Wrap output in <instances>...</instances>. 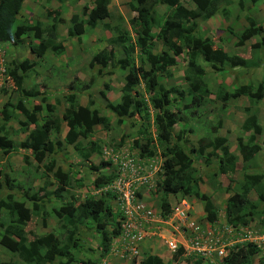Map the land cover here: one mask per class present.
I'll return each mask as SVG.
<instances>
[{
	"label": "rangeland",
	"instance_id": "374dc122",
	"mask_svg": "<svg viewBox=\"0 0 264 264\" xmlns=\"http://www.w3.org/2000/svg\"><path fill=\"white\" fill-rule=\"evenodd\" d=\"M59 1L26 0L22 11L18 15V23L29 22L33 25L35 23L41 25V42L49 40V27L54 20L59 19L58 22L61 21L62 23L56 24V37L65 49L64 54L59 57L47 51L44 58L38 62V64H41L36 70L27 73L23 79L24 83L28 88L34 90L36 88L40 95L46 94L48 96V102L44 104H41L39 100L31 102L40 110L43 106L48 109L49 115H44L43 112L38 113V119L41 118V121L48 120L46 119L48 116L50 120L55 122L59 123L61 121L67 107L61 97L63 94L69 93V90L75 91L78 105L82 104L88 107L90 111L98 113L94 116L91 132L82 134L81 143H77L76 147H66L65 152L55 155L56 168H61L62 173L66 174V185H62L53 177L55 171H48V161L51 160V157H48L45 162L37 164L31 158L24 156L26 152L21 149V146L27 139L28 134L19 127L16 120L18 114H16L15 119L13 118L6 125L3 124L0 117V137L11 140L14 147L17 148L15 153L3 155L0 160V170L5 165L6 172V175H3L4 178H0L4 186L3 190L0 191V198L4 197L5 200L9 190L8 187L13 185L14 189L10 193L13 199L25 202L26 200L22 199V195L28 194L27 196L36 197L43 203V209L32 213L30 221L22 229L26 241L29 243L51 233L58 238L60 244L67 241V238L72 235L73 224H70L64 218H57L54 211L68 205L75 208L85 205L87 212L90 213V208H94L98 200H103L109 210L113 212L114 218L116 205L112 196L108 195V192L100 191L101 187L95 188L94 181L101 176L114 177L116 169L112 166L111 160L120 162L122 154L137 155L141 159H149L147 166L153 173L151 180L153 187L152 190L150 189L149 192L145 193L144 201L154 207H160L162 194L158 185L164 180V162L170 158V146L177 144L182 147L183 152L192 161H196L188 169L181 170L180 175H191L192 178L201 176L199 180L200 194L210 196L213 201H216L222 195V190L233 184L229 181V176L216 178L213 169L218 166L219 150L207 146L215 142L217 138H227L229 145L233 146L232 148L237 142L236 139L241 138L243 141L242 146H246L251 136L247 134L242 123L247 116L249 117V113L254 114L256 110L261 118L264 115L263 102L255 107L253 105L254 101L246 98H240L234 102L231 100L224 102L220 100L221 98L219 99L221 93L228 94L248 84L255 86L264 78V47L261 58L260 50L253 48L254 45L260 44L261 39L259 36L264 34L261 32L262 35H252L248 39L242 37L244 31L248 28L244 19L247 14L246 11L255 19L257 27L264 28V0H243L245 11H242L238 6V0H218L217 6H219V9L228 8V10L225 9L229 12L227 21L223 19L224 16L221 12H216L211 14L209 19L200 21L196 29L189 26V23L184 24V28L192 31L194 36L212 40L214 49L222 50L229 57L239 56L249 61L258 60L262 67L257 70L258 73L252 71V74L245 77L246 79H240L239 75L237 80H234V77L226 72L212 74L210 69L204 65L206 75L204 81L209 86L210 95L204 97L203 101L200 102L198 93L191 92L187 94L189 92L188 84L190 83L188 78L193 75V71L187 65V55L185 53L178 57L175 66L157 75V84L165 91H173L170 97L171 105L167 108L176 115L177 123L173 128V138L169 141L160 140L157 136L154 124L156 112L151 103L152 93L146 89L142 81L135 86L127 87V92L131 98L144 102L138 116L132 119L124 118L120 120V117L115 116L107 109V104L116 105L121 103L126 77L130 72L129 67L126 69L119 68L108 74L107 69L90 66V61L94 55L100 52H109L111 48L114 49L116 58L120 61L126 60L123 49L131 48L133 53L129 56L130 65L133 64L134 68L141 65L142 54L134 45L136 39L134 26L136 25V28H138V24L134 21L136 18L134 10L139 6L137 1L109 0V14L105 19L99 21L94 28L85 26V33L81 37L70 38L68 32L71 29V17L76 15L80 22L86 21L87 18L83 9H91L93 5L91 0ZM152 2L153 0H146L147 4ZM181 2L187 8L192 7L190 0H181ZM153 12H155L152 23L154 26L153 34H157L159 24L170 19L172 11L157 4ZM151 41L152 45L150 47L149 43V48L154 54H171L161 40L153 37ZM39 42L34 40L30 34L23 36L18 44H0V75L2 74L3 79L0 86V112L6 103L14 106L19 99L15 84L9 76V72L13 71V63L20 64L25 60H28L29 63L35 62L36 58L34 56L37 46L40 44ZM198 56L196 55L197 58H200ZM198 62H200V59ZM7 74L9 78L3 77ZM21 77V73L16 74V78ZM60 78L64 80L60 81ZM105 85L108 88H105ZM57 100L60 103L59 105L55 104ZM246 108L254 111L248 110L247 113L244 111ZM8 112L14 114L13 109H8ZM98 118L104 120L103 125L96 121ZM62 126L63 134L65 124ZM224 131L228 132L227 136ZM59 136L61 137L60 134ZM260 139L264 140V134ZM145 148H148V150L144 151ZM105 150L109 153L108 156L104 155ZM148 152L151 155H148ZM27 153L31 155L29 151ZM257 162L259 163V160L255 156L247 164L246 168H251L248 169V172L259 173L254 168ZM156 165L161 166L158 172ZM235 175L233 178L242 176V174ZM237 186L238 184L234 188L236 189ZM192 192H196V190ZM48 193L49 195H47ZM51 194L53 196H50ZM181 197V194L178 195L172 203L177 202ZM188 201L191 204L190 206H195L197 209L203 205L192 194L188 196ZM29 208H31L30 202ZM104 217V219L102 218L105 224L104 228L107 227L112 230V224H109L106 220L111 216L107 217L105 215ZM249 220L251 219L248 218L246 221L249 222ZM0 223L3 224V227H0V236L4 235L3 232L7 227L16 226L10 223L9 216L4 211L0 214ZM254 223L257 225L256 222ZM262 234L263 232H260L256 227L252 228L251 236L255 237V241ZM99 237L100 234H97L82 248L75 250V256L79 262L82 264H128L127 256L121 257L120 254L109 256L108 252L103 250L102 244L98 240ZM161 237H165L163 231L141 243L140 257L146 258L151 254L156 255L161 258L163 264H197L198 262L209 264L197 258L172 256L167 252ZM235 239L239 241L247 239L249 241L250 237L248 239L247 234L239 231L235 235ZM12 242L15 244V242L18 243V240L12 238ZM14 244L11 248L14 247ZM241 244L244 247L247 244L254 245L253 242ZM255 246L252 248L253 253L249 259L250 264H264L261 261L264 249H258ZM0 261H9L10 264L22 262L18 261L16 253L12 249H8L2 244L0 245ZM22 264L28 263L22 262Z\"/></svg>",
	"mask_w": 264,
	"mask_h": 264
},
{
	"label": "trees",
	"instance_id": "16d2710c",
	"mask_svg": "<svg viewBox=\"0 0 264 264\" xmlns=\"http://www.w3.org/2000/svg\"><path fill=\"white\" fill-rule=\"evenodd\" d=\"M25 1L26 0H0V44H18L23 36L30 34L34 40L40 41L34 56L36 58L35 62L29 63L28 60H25L20 64L13 63V71L9 72V76L15 84L19 99L14 106L6 103L3 106V110L0 112V117L3 124L6 125L13 118L15 119L16 114H18L16 119L17 123L19 127L28 134L27 139L21 146V149L26 152L24 156H26V158H31L37 164H41L45 162L48 157L56 154L58 155L64 150L66 151L65 148L67 146L76 147L78 138L82 137L83 133L91 132L94 116L97 115L98 112L90 111L88 107L82 104L78 105L75 94H71L70 92L72 90H69V93L63 94L61 97L67 107L59 123L50 120L49 116L46 118L48 120L45 122L41 121V118L38 119L39 112H43L44 115H49L48 109L43 106L42 110H40V108L29 102L39 100L41 104H44L47 102V98L44 94L43 96L40 95L36 88L35 90L28 88L23 79L29 71L36 70L41 64H38V62L44 58L47 51L59 57L64 54L65 49L62 43L59 40L57 41L56 37V24L62 23L61 21L58 22L59 19L54 20L50 25L49 40L46 42H41L42 32L39 23H35L34 25L29 22L18 23V15ZM136 1L139 6L134 10L136 13L134 21L138 24V28H136V25L134 26V32L136 34L134 45L139 49V53L142 54L141 65L135 68L133 64L130 65L129 56L133 53L131 48L123 49L124 57H126L124 61L117 60L116 54L114 53L115 51L111 48L109 52L105 51L94 55L90 61V66H98L104 70L107 69L108 74H111L113 70L119 68L126 69L129 67L128 69L130 72L126 77V85L123 91V97L120 101L121 103L116 105L111 103L107 104V109L115 116L120 117V120L124 118L132 119L138 116L142 106H144V102L136 101L131 98L127 92V87L135 86L138 82L142 81L146 89L152 93L151 103L156 112L154 124L157 136L160 140L169 141L173 138V128L177 123L176 115L167 108L171 105L170 97L173 91L163 90L157 84V75L175 66L178 57L185 53L187 55V65L193 71V75L188 78L190 83L188 84L189 92L187 94L191 92L198 93V100L200 102L203 101L204 97L210 95L209 86H207V83L204 81L206 76L204 65L210 69L212 74L226 72L231 74L234 80H237L239 75L240 79H243L252 74V71L258 73L257 70H260L262 66L259 64L258 60L249 61L239 56L229 57L222 50L214 49L212 40L196 37L192 31L184 28V24L189 23V26L196 29L200 21L209 19L211 14L216 12H221L224 16L223 19L227 21L229 14V12H227L228 8L225 7V9H227L226 11L223 8L219 9V6H217L218 0H190L192 4L191 8L184 6L181 0H153L152 3L148 4L146 0ZM91 3L93 8L83 9L84 15L87 18L86 21L80 22L76 15L71 17V29L68 32L69 38L81 37L85 33V26L94 28L99 21L108 16L109 0H91ZM157 4L166 7L168 10H171L172 13L170 19L159 24V32L153 34L154 26L152 23L154 20L153 14H155L153 11ZM238 6L242 11H245L243 0H238ZM246 13L244 19L248 28L243 33V39H248L249 36L252 35L259 36L261 32L264 34V28L261 26L257 27L255 19L248 14L247 11ZM262 36H259L261 39L259 42L260 44L253 46V48L258 51L260 50V58L262 57V50L264 47V35ZM153 37L161 40L164 46H167L171 54L163 53L156 55L150 51L149 43L151 47V39ZM196 55H199L198 57L200 58H197ZM199 59L200 62H198ZM17 73H21L22 77L16 78ZM3 77L7 78L8 74ZM63 80V78H60V81ZM104 87L108 88L107 85ZM240 98L252 100L254 101L253 105L258 107L261 102H264V78L255 86L248 84L228 94L221 93L219 96V99L224 102L230 100L234 102ZM57 101L55 104L59 105L60 103ZM8 109H13L14 114L9 113ZM248 110L251 109H244L247 113L249 112ZM254 112L256 113H249V117L247 116L243 123V128L252 132L246 146H242L243 141L241 138L236 139L237 142L234 148L229 145L227 138H217L215 142L209 144L207 147H213V149L219 150L220 158L218 159V166H215L213 169L214 174L217 176L216 178L220 176H229V181L234 184L233 187L230 185L222 190V193L229 195L223 206L225 221L234 227H248L250 223L256 222L257 225L254 223V227L264 234V140L260 139L264 134V115L263 118H261L257 110ZM96 121L101 125L104 124V120L101 118H98ZM62 123H66L67 125V134L64 139L59 136L63 130ZM143 150L147 151L148 148ZM15 151H17V148L14 147L11 140L9 141L6 137H0V160L3 155L6 156L12 152L15 153ZM28 151L31 153V155H29L32 157L28 155ZM199 153H201V151H199ZM147 154L151 155L150 152ZM255 156H257L259 163H255L254 168H256L259 173L248 172V169L251 168H246L247 164L250 163ZM169 157L170 158L166 159L164 162V180L158 185L160 193L162 194V210L164 211L168 207L166 200L169 196L177 194L189 196L192 194L195 199H198L204 204L203 210L207 221L209 223L215 222L220 208L219 205L216 206L213 204L206 195L200 194L199 180L201 176L192 178L191 175H180L181 170L188 169L194 162L196 163V161H191L183 152L182 147L177 144H172L170 146ZM142 158H144V156H142ZM48 165V171H55L53 177L62 185H66V174L62 173L61 168H56L55 157H52L51 160L48 161ZM4 166L1 167L0 178H4L3 175H6ZM242 169H245V172L242 171ZM239 170L244 172L241 180L233 178V176H236L235 174H239ZM111 181L112 178L101 176L94 181V186L100 188ZM2 182L3 181L0 180V191L4 188ZM236 184H238V186L235 189L234 187ZM8 189L6 199L4 200V197L0 198V214L2 211L6 212L9 216L10 223L16 226H9L5 229L3 232L4 235L0 236V245L2 244V246L8 249H12V251L16 253L18 261L28 264H82L77 260L75 250L82 248L87 241H90L94 236L100 234L98 240H100L103 250L109 254L110 242H112L114 238L120 236V222L116 220L115 215L114 220L112 211L109 210V207L105 205L104 201L98 200L96 206L90 208V213L87 212L85 205L80 208L68 205L54 211V215L57 218H64L68 220L70 224H73L72 235H70L63 244H60L57 240L58 238H56L53 233L28 243L22 229L30 221L32 213L43 209V203L36 197L27 196L28 194L22 195V199L24 198L28 202L25 200L26 203L20 202L13 199L10 194L14 186L11 185ZM193 190H196V192H192ZM143 191L144 189L142 188L139 193H137L138 198H141V193H143ZM47 195H49V193ZM50 196H53V194ZM252 196L255 197L251 198ZM29 202L31 203V208H29ZM164 213H166V211ZM105 215L107 217L111 216L106 220L109 224H112V230L107 227L104 228L105 224L102 218L104 219ZM248 218L251 219L249 222L246 221ZM0 227H3L2 223H0ZM12 238L18 240V243L15 242L14 244ZM13 244L14 247L11 248ZM242 245H236L239 249L227 258L225 264L251 263L249 259L253 253L252 248L254 245L247 244L246 247ZM198 260L214 264L202 258H198ZM261 261L264 263V255H261ZM22 262L19 264H22ZM219 263L220 262H217V264ZM0 264H10V262L0 261ZM140 264H163V262L161 258L151 254L144 258ZM197 264H201V262Z\"/></svg>",
	"mask_w": 264,
	"mask_h": 264
},
{
	"label": "built area",
	"instance_id": "2783aa9c",
	"mask_svg": "<svg viewBox=\"0 0 264 264\" xmlns=\"http://www.w3.org/2000/svg\"><path fill=\"white\" fill-rule=\"evenodd\" d=\"M142 169L128 160L122 164V168L115 181L106 190L111 191L119 205L120 236L114 240V244H122L126 252L132 256H138L139 245L146 238L156 235L159 231L157 225L162 223L160 215L140 202L137 197V182L147 184L146 176H141ZM187 205L177 206L169 218L171 231L167 237H161L169 252L175 254L182 251V256H195L204 259L213 257L221 258L225 255L226 248L231 245L224 235L230 229L217 226L212 229H204L187 214ZM158 230L157 232H155Z\"/></svg>",
	"mask_w": 264,
	"mask_h": 264
},
{
	"label": "clouds",
	"instance_id": "9594fccd",
	"mask_svg": "<svg viewBox=\"0 0 264 264\" xmlns=\"http://www.w3.org/2000/svg\"><path fill=\"white\" fill-rule=\"evenodd\" d=\"M23 9V8H22ZM22 11V10H21ZM20 11V12H21ZM20 14V13H19ZM2 85V74L0 75V86ZM39 93V92H38ZM71 94H75V91H71L70 92ZM40 94V93H39ZM46 96V100H48V96L46 94H44ZM43 96V95H42ZM48 102V101H47ZM31 103V102H29ZM262 103V102H261ZM264 103V102H263ZM246 120V119H245ZM244 123V122H243ZM243 123H242V126H243ZM65 124V130H64V133L60 134L61 135V138L64 139L66 134H67V125L66 123ZM241 126V128H242ZM63 132V130H62ZM247 134L248 135H252V132L251 131H248L246 130ZM81 139L82 137H79L78 138V142L77 143H81ZM67 147H72V146H67ZM184 151V150H183ZM185 153V152H184ZM186 154V153H185ZM104 155L108 156L109 153L105 150L104 151ZM187 155V154H186ZM188 156V155H187ZM51 158L52 157H55V155L53 156H50ZM189 157V156H188ZM138 159V160H137ZM128 160H133V163L136 165V166H139L142 171L140 173L141 176H146L147 178V184H144V185H141L140 182H137L136 183V186H138V189H137V193H139V191L143 188L144 191L143 193H141V198H138L137 197V193H136V197L137 199L142 202L143 204L147 205L149 208H152L154 212L158 213L160 215V217L162 218V223L161 224H158L157 227H158V230H156L155 232L157 233H161L162 231L164 232L165 234V237L168 236L167 232L171 231V228L169 226V223H170V216L173 212V209L177 206H182V203L184 202L186 205H187V214L188 216H190L194 221H196L200 226H202L204 229H212V227L214 226H217L218 230H222L223 227H227L230 229V232L225 234L224 237L225 239H228V241L231 243V245L229 247L226 248V252H225V255L221 258H218V257H213V258H210V259H205L206 261H210L211 263H214V264H217V262H220L219 264H225V261L227 260V258H229L232 253H234L236 250H238L239 248L236 247V245H242L241 243H250V242H253L254 245H256L258 248H263L264 247V239H260L258 237L262 236H258L256 238V241H255V237L254 236H251V231H252V228L254 227V224L253 222L250 223V225L248 227H234L232 226L231 224L227 223L225 221V217H224V214H223V206L225 205V202H226V199L229 197L228 194H225V193H222V195L216 200V201H213V199L209 196L208 198L211 200V202L213 204H215L216 206L219 205V208H220V211L218 210V217L216 219L215 222H212V223H209L206 219V215L204 213V210H203V205H201V208H195V206H190L191 204L189 203L188 201V196H184L182 195V197L177 201V202H174L172 203V201L174 199L177 198L178 195L180 194H177V195H172V196H169L167 198V204H168V207L163 211L162 210V204L160 207H154L152 204H149L148 202L144 201V195L146 192H149V190L151 189L152 190V187H153V184H152V176H153V173H151V170L148 169V166L147 164L149 163V159L146 158V159H141L139 158L137 155H129V154H122V157H121V160L120 162H117L115 160H111L112 161V166L115 167L116 169V174L114 175V177H112V181L109 182L108 184L102 186L101 190L100 191H104V192H108L107 194L111 195L114 202H115V205H116V209H115V212H114V215L116 216V220L119 221L120 219V214L118 212L119 210V205L117 204V201H116V198L115 196L112 194L111 191H108L106 190V188L109 186H111V184L115 181L116 177L118 176L119 172H120V169L122 168V164L125 163L126 161ZM190 160L192 161V159L190 158ZM152 164V163H151ZM154 164V163H153ZM157 166V165H156ZM165 167V166H164ZM161 169V166L158 167L157 166V172L160 171ZM165 169V168H164ZM97 179V178H96ZM95 179V180H96ZM233 183V182H232ZM234 186V184L232 185V187ZM228 187V186H226ZM225 187V188H226ZM64 188V187H62ZM96 188V187H95ZM205 195V194H204ZM228 196V197H227ZM198 200V199H197ZM201 202V201H200ZM198 207V206H197ZM218 208V207H217ZM196 209V210H194ZM166 211V213H164ZM113 213V212H112ZM121 228V226H120ZM167 231V232H166ZM244 232L245 234H247V238L249 239L250 237V242L246 240H237L235 239V235L238 233V232ZM150 238V237H149ZM159 238H160V235H159ZM116 239H119V236L114 238L112 242H110V253H109V256L114 254H120L121 257L123 256H127V263L128 264H140V262L143 261V257H140L141 255V249H140V245H139V254L138 256H132L129 252H126L125 248L123 247L122 244H114V240ZM147 239V238H146ZM144 239L142 241V243L146 240ZM89 242V241H87ZM257 242V243H256ZM164 243V241H163ZM263 244L262 246H258V245H261ZM167 249V248H166ZM167 252H169L167 250ZM172 256H176V257H181V258H201V257H195V256H182V251H178L176 252L175 254H172L171 252H169ZM204 259V258H202Z\"/></svg>",
	"mask_w": 264,
	"mask_h": 264
},
{
	"label": "crops",
	"instance_id": "0c3cea01",
	"mask_svg": "<svg viewBox=\"0 0 264 264\" xmlns=\"http://www.w3.org/2000/svg\"><path fill=\"white\" fill-rule=\"evenodd\" d=\"M225 132V135L227 136L228 134V132H226V131H224ZM240 171V170H239ZM242 171H244L245 172V169H242ZM240 172L239 174H242V176H243V173L244 172ZM242 176L240 177V178H238V180H241L242 179ZM228 197V196H227ZM255 196H252L251 198H254ZM199 208V207H198ZM258 238H260V239H264V234H262V236H260V237H258Z\"/></svg>",
	"mask_w": 264,
	"mask_h": 264
}]
</instances>
